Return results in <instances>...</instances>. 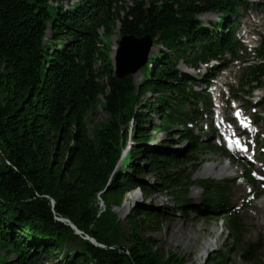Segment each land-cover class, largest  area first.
I'll list each match as a JSON object with an SVG mask.
<instances>
[{
    "label": "trees",
    "instance_id": "16d2710c",
    "mask_svg": "<svg viewBox=\"0 0 264 264\" xmlns=\"http://www.w3.org/2000/svg\"><path fill=\"white\" fill-rule=\"evenodd\" d=\"M251 9L264 12V0H0V264H184L136 233L160 232L170 218L163 208L137 203L127 244L107 234L102 220L134 189L176 196L197 185L203 197L190 207L222 220L227 239L239 241L233 180L196 181L192 173L210 152L228 156L209 142L207 87L245 49L236 33ZM202 13L218 21L204 23ZM117 20L121 36L149 34L157 47L138 79L115 75L106 41ZM253 50L258 61L245 68L252 88L264 85V37ZM257 104L264 107V88ZM99 107L107 120L93 137L87 118ZM152 132L167 140L150 144ZM174 137L184 147L174 148ZM97 193L108 212L102 219ZM250 250L248 258L255 244Z\"/></svg>",
    "mask_w": 264,
    "mask_h": 264
},
{
    "label": "rangeland",
    "instance_id": "374dc122",
    "mask_svg": "<svg viewBox=\"0 0 264 264\" xmlns=\"http://www.w3.org/2000/svg\"><path fill=\"white\" fill-rule=\"evenodd\" d=\"M199 19L204 23L218 21L217 13H202ZM240 23L237 29V39L245 49L238 53V59L229 63V65L217 75L214 83L210 85V97L215 104L213 113V122L217 127V133L214 138L211 136L209 142L219 147L222 141V127L218 125L219 121H225L232 127L234 135L233 142H238L242 147L247 146L248 151L239 150V146L233 145L228 150V156L221 152H210L206 154L203 161L198 164L192 173L193 180L212 179L217 181H230V191L232 204L231 207L243 225L242 232L239 234V241L232 244L227 239V231L224 228L222 220L209 217L208 213L201 209L197 212L191 205H198L203 197L202 189L197 186H191L188 190L180 189L176 196L160 195L159 193L151 196H145L139 189L133 195L134 200L125 199V212H118V207L110 210L104 220L103 225L107 234L114 240L119 241L122 245L126 243L129 225L128 215L131 210L136 207L137 203L147 206L163 208L169 213V220L165 221L163 229L158 233H147L143 228L136 229V233L140 237L150 235L157 239L159 246L163 248L168 256V252L185 260L184 264H210V260H215L221 264H264V220L262 215V200H264V107L257 103L263 96V86H255L252 88L249 77L245 68L258 61L254 55L253 47L264 37V12L260 9H251L240 16ZM119 20H117L113 33L107 38L111 56L114 54L118 41ZM155 46V45H154ZM157 47L155 46V49ZM153 49L150 55L156 53ZM149 55V56H150ZM181 65V61L178 66ZM138 79V71L133 73ZM153 95L147 93L143 98L151 100ZM143 101V102H144ZM239 114L241 120L238 121L234 116ZM261 116L255 122V116ZM157 117L150 115V121L153 123ZM107 120V114L101 107L96 108L87 118V129L91 136L94 137L96 130L101 127ZM147 120V119H146ZM208 120L204 121V126ZM246 125V126H245ZM148 126V124H145ZM227 126V125H226ZM132 127V124H131ZM129 128V134L132 130ZM180 127V126H179ZM174 136L177 134L175 132ZM153 141L150 144H160L167 140L164 133H153ZM217 134L220 136L217 137ZM132 141L130 140L129 144ZM174 148H182L185 142L174 137ZM128 149V148H127ZM263 150V153H262ZM241 152V153H239ZM242 152H244L242 154ZM254 154L257 162L251 161L250 157ZM243 155V156H242ZM247 155L248 157H246ZM259 157L261 160L259 161ZM258 158V159H257ZM205 165H215L214 170L226 165L223 175H200ZM201 170V171H200ZM246 170L249 171L251 178L246 180L240 177ZM146 180L152 181L151 175L142 174ZM185 200V203L179 204L178 201ZM94 207H96V215L102 219L105 206L99 199L98 193L95 195ZM101 203V204H100ZM122 205L120 207H122ZM262 209V210H261ZM261 217V218H260ZM205 242L210 243V247L205 250ZM255 244L257 251L253 256L248 258L247 252H251V245Z\"/></svg>",
    "mask_w": 264,
    "mask_h": 264
},
{
    "label": "water",
    "instance_id": "95a60500",
    "mask_svg": "<svg viewBox=\"0 0 264 264\" xmlns=\"http://www.w3.org/2000/svg\"><path fill=\"white\" fill-rule=\"evenodd\" d=\"M154 45V40L149 34L141 37L130 34L122 35L114 54L111 56L115 75L121 78L137 72L147 62L152 50L155 49ZM57 219L68 223L65 219ZM68 224L78 233L79 230L72 223ZM91 241L95 243L93 239Z\"/></svg>",
    "mask_w": 264,
    "mask_h": 264
},
{
    "label": "bare ground",
    "instance_id": "6f19581e",
    "mask_svg": "<svg viewBox=\"0 0 264 264\" xmlns=\"http://www.w3.org/2000/svg\"><path fill=\"white\" fill-rule=\"evenodd\" d=\"M235 143V142H234ZM244 152H242V154H243ZM243 156V155H242ZM214 166L215 165H205L203 168H202V171L200 172V175H203V176H205V175H214V176H220V175H223L224 174V172H225V169H226V165H223V166H221V167H219V168H217V170L216 171H212V170H214L215 168H214ZM125 199H132V200H134V198H135V196L133 195V191H131L130 192V196L128 195V196H125L124 197ZM99 199H100V196H99ZM101 200V199H100ZM102 201V200H101ZM101 204V203H100ZM126 204L124 203L123 205H122V207H118V209H117V211L118 212H125V210H126V206H125ZM262 207H263V210H262V215H263V220H264V200H262ZM261 218V217H260ZM79 230V229H78ZM75 232V231H74ZM76 233V232H75ZM77 234H79V235H81L83 238H85V239H89L90 241L93 239V238H90L89 236H87L86 234H84V233H82L80 230L78 231V233ZM94 240V239H93ZM210 247V243H206L205 242V250L206 251H208L207 249Z\"/></svg>",
    "mask_w": 264,
    "mask_h": 264
}]
</instances>
